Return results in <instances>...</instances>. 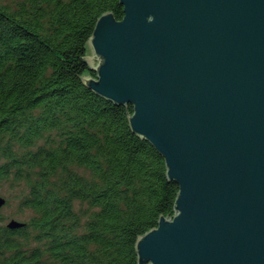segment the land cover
<instances>
[{
  "label": "water",
  "instance_id": "1",
  "mask_svg": "<svg viewBox=\"0 0 264 264\" xmlns=\"http://www.w3.org/2000/svg\"><path fill=\"white\" fill-rule=\"evenodd\" d=\"M120 3L121 19L96 22L83 80L133 106L132 130L179 185L138 264H264V0Z\"/></svg>",
  "mask_w": 264,
  "mask_h": 264
},
{
  "label": "trees",
  "instance_id": "2",
  "mask_svg": "<svg viewBox=\"0 0 264 264\" xmlns=\"http://www.w3.org/2000/svg\"><path fill=\"white\" fill-rule=\"evenodd\" d=\"M105 12L121 19L124 7L0 0V192L17 186L32 212L0 224V264H138L139 236L175 214L179 185L132 130L133 106L84 83Z\"/></svg>",
  "mask_w": 264,
  "mask_h": 264
},
{
  "label": "rangeland",
  "instance_id": "3",
  "mask_svg": "<svg viewBox=\"0 0 264 264\" xmlns=\"http://www.w3.org/2000/svg\"><path fill=\"white\" fill-rule=\"evenodd\" d=\"M93 52L89 49L87 57H92ZM89 64L90 61L87 58ZM0 195L4 198H8V202L4 204L0 210V224L7 225L11 220H17L20 222H24L30 218L32 212L30 210H26L22 212L19 209V197H20V189L15 187H10L9 185H5Z\"/></svg>",
  "mask_w": 264,
  "mask_h": 264
}]
</instances>
